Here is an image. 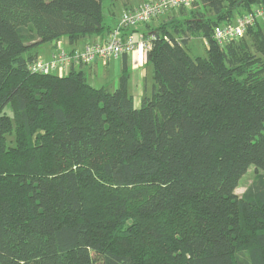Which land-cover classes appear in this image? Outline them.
<instances>
[{"label": "trees", "instance_id": "16d2710c", "mask_svg": "<svg viewBox=\"0 0 264 264\" xmlns=\"http://www.w3.org/2000/svg\"><path fill=\"white\" fill-rule=\"evenodd\" d=\"M103 1L0 0V264H264V21L212 38L264 0H198L210 18L146 24L138 108L126 69L112 92L29 71L45 43L110 32ZM195 33L204 58L185 49Z\"/></svg>", "mask_w": 264, "mask_h": 264}, {"label": "built area", "instance_id": "2783aa9c", "mask_svg": "<svg viewBox=\"0 0 264 264\" xmlns=\"http://www.w3.org/2000/svg\"><path fill=\"white\" fill-rule=\"evenodd\" d=\"M198 0H155L144 2L132 10L123 11L118 24L111 30L101 43L87 45L82 51H74L70 55L59 52L50 62L36 61L29 66V71L41 74L61 73L62 67L69 63L90 64L97 59H117L133 51L138 54V64L146 63V51L150 49L149 39L143 33H137L139 27L149 24L152 20L169 11L188 10ZM256 21H264V5L253 8L251 12L236 17L232 22L214 27L213 40L224 46L231 40L241 38L248 27ZM129 31H133L129 33Z\"/></svg>", "mask_w": 264, "mask_h": 264}, {"label": "crops", "instance_id": "0c3cea01", "mask_svg": "<svg viewBox=\"0 0 264 264\" xmlns=\"http://www.w3.org/2000/svg\"><path fill=\"white\" fill-rule=\"evenodd\" d=\"M121 7L134 9L141 5L132 0H120ZM104 19V18H103ZM119 19V18H118ZM118 24H112L109 31L113 30ZM150 25V23H149ZM152 27V25H150ZM145 26L138 28L137 33H143ZM109 32L101 36H92L70 44L67 38H61L39 46L36 50L37 60L47 63L59 52L70 55L74 51H82L87 45L92 43H101L106 40ZM147 63L140 66L138 64V54L133 51L127 55H121L117 59H97L90 64L69 63L62 67L61 76L68 74L70 69L80 71L84 74L88 84L94 88H105L114 91L117 88L119 77L123 69L127 72V91L132 96L136 108L139 107L140 101L144 96H150L152 85L149 80L152 78V68ZM59 76V73H54Z\"/></svg>", "mask_w": 264, "mask_h": 264}, {"label": "rangeland", "instance_id": "374dc122", "mask_svg": "<svg viewBox=\"0 0 264 264\" xmlns=\"http://www.w3.org/2000/svg\"><path fill=\"white\" fill-rule=\"evenodd\" d=\"M136 1L138 3H144V2H149V1H155V0H132ZM102 7H103V18H104V23L106 26L110 27L112 24H115L117 20L119 21L118 18H120L121 14L123 11L126 10H131L129 8L121 7L120 0H104L102 2ZM201 13L203 16V19H208L211 17L210 13L203 9L202 7L198 5H194L192 8L184 11H169L166 14L159 16L158 18L152 20L150 22V25H152L153 28H157L158 26L166 25L169 27L170 24L177 26L179 23H183L185 20H194L195 18H201L200 14ZM234 15H232L233 18ZM201 18V19H202ZM234 20V19H233ZM232 20V21H233ZM231 21V22H232ZM151 27V26H150ZM152 27L150 29H152ZM140 29V27H139ZM184 36H175L179 41L182 39ZM189 37V36H188ZM205 41L204 39L198 35L194 34L190 38H188L187 44L185 46V49L189 55L190 58H204L206 57V48H205ZM264 60V58H263ZM151 69V68H150ZM150 84H153L152 78L149 80ZM9 115L11 114L9 110L7 109L6 111ZM255 172L253 167H249L247 172L241 177L239 180L238 186L235 190L236 196H241L244 190L251 184L253 181ZM94 264H102L101 258L97 254H92Z\"/></svg>", "mask_w": 264, "mask_h": 264}]
</instances>
